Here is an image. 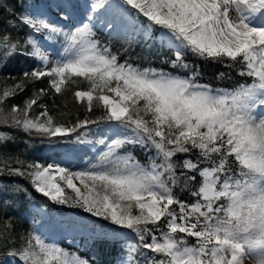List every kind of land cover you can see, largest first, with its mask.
I'll return each mask as SVG.
<instances>
[{
    "label": "snow or ice",
    "instance_id": "1",
    "mask_svg": "<svg viewBox=\"0 0 264 264\" xmlns=\"http://www.w3.org/2000/svg\"><path fill=\"white\" fill-rule=\"evenodd\" d=\"M87 7L86 20L68 32L43 14L17 17L12 11V19L3 22L6 29L18 20L31 32L15 42L0 34V68L20 54L43 67L0 88V124L62 137L89 123L115 121L117 129H130L131 135L106 143L98 162L83 170L17 157L19 167L5 165L7 174L28 179L35 192L57 204L71 203L131 230L136 242L126 245L120 264H264V0H93ZM97 23L116 32L139 23L146 40L158 26L161 44L174 49V68H189L184 53L190 51L214 62L230 61L225 66H239L238 74L251 82L231 90L213 88L198 83L196 70L182 77L121 63L97 38ZM42 32L48 33L45 39L62 35L65 40L61 59L51 67L34 35ZM25 45L31 50L22 51ZM43 78L55 94L75 86V101L86 102L89 112L98 105L104 114L71 128L58 124L46 105H38L49 88L35 90L23 106L5 111L6 100ZM34 105L43 109L37 116L30 115ZM12 139L0 132V148ZM127 144L154 150L155 156L143 165L131 153L120 154ZM178 154L186 158L178 161ZM177 188L188 190L193 201L182 200ZM14 191L29 194L18 184ZM7 231V224L0 228V240L7 242ZM5 256H19L25 264H92L31 233Z\"/></svg>",
    "mask_w": 264,
    "mask_h": 264
},
{
    "label": "trees",
    "instance_id": "2",
    "mask_svg": "<svg viewBox=\"0 0 264 264\" xmlns=\"http://www.w3.org/2000/svg\"><path fill=\"white\" fill-rule=\"evenodd\" d=\"M50 0H0V7L5 10L0 12V34H7L13 42L23 41L26 35L31 32L27 26L19 24L16 20V26H9L5 29L4 21L12 19V11L19 17L25 13L31 15H40L43 6ZM135 11V10H133ZM140 20L147 23L146 18L140 17ZM140 24L128 28L125 31L116 32L107 28H96L97 38L105 44L110 45L111 51L119 55V61L123 63L128 60L134 66L140 68H155L169 72L182 77L190 76L193 70L199 72L197 81L200 84H208L213 88L231 90L239 83L251 82L250 78L241 77L238 73L240 67H226L230 61L225 63L214 62L210 59H204L195 56L192 52L184 53V63L189 68H174L170 63L175 59L174 49L165 42L161 44V38L157 37L160 28L155 26L152 31V39H144ZM39 43L49 42L43 37L34 33ZM58 37H56L57 39ZM65 42L55 43L53 48L57 50ZM31 48L25 45L22 51H30ZM3 50L0 49V52ZM41 67L38 59L20 54L15 55L8 60L7 64L0 68V88L5 85L11 86L19 82L25 71ZM224 73L221 78L220 74ZM15 79H5L6 77ZM86 87V86H85ZM49 88L48 78H43L34 82H29L27 88L14 98L5 101V111L15 104L23 106L24 101L31 97L35 90ZM73 89L65 92L63 95L55 94L54 90L49 88V94L41 97L39 104L47 106L49 115H52L54 121L63 124L66 127H73L78 120L82 121L86 117L90 120H97L104 114V110L98 106H93L91 112L87 111L86 102L80 103L74 100ZM55 102V103H54ZM38 105L33 106L30 113L32 116L39 115L43 109ZM113 121H98L89 123L84 128H77L75 132L68 136L46 137L35 133L28 134L22 130L15 129L9 125L0 124V132L9 133L13 139L0 148V168L5 169L0 173V186L6 190L0 191V228L8 225L7 242L0 240V264H5V260H14V264H25L19 256L15 258L6 257L5 253L13 248H19L25 243L29 233L40 235L55 224L60 227L73 224V218H76L80 230L70 235H60L56 244L68 251L76 253L82 258L88 259L92 264H120L122 257L126 256V245L129 242H136L135 234L126 228L113 224L110 220L102 216H96L85 209L69 204H57L42 194L34 191L29 180L20 176H10L7 174V167H19L16 164V158L26 161V163H40L47 165L53 157L60 158L62 164L73 170H83L90 165L98 162L100 154L91 152L88 147L77 141L79 139H96L97 136H105L107 131L112 128ZM122 139V138H121ZM131 153L143 165L149 163V157L155 156L154 150H146L138 144H127L120 150V154ZM195 154H193L194 158ZM186 156L178 154L176 159L183 161ZM203 166V165H202ZM86 167V168H85ZM179 171V170H178ZM200 177L197 176V182L192 185L198 187ZM27 189L28 195L14 191L16 185ZM182 200L192 202L193 197L188 190L181 191L175 189ZM5 202H8L5 206ZM135 212V209L133 210ZM159 235V233H157ZM101 237H104L101 239ZM189 243H195L193 238H188Z\"/></svg>",
    "mask_w": 264,
    "mask_h": 264
},
{
    "label": "rangeland",
    "instance_id": "3",
    "mask_svg": "<svg viewBox=\"0 0 264 264\" xmlns=\"http://www.w3.org/2000/svg\"><path fill=\"white\" fill-rule=\"evenodd\" d=\"M93 2V0H50L47 5L43 6V10L40 13L41 18H46L50 23H56L58 26L62 27L65 32L72 31L76 26H79L82 20H86V17L89 12V8L87 7ZM113 4H118L119 0H111ZM70 5H75V9L70 7ZM233 15H235L233 13ZM67 16V19L64 17ZM96 28L105 29L103 24L97 23ZM141 29V27H139ZM161 29L158 32L157 37L161 38ZM46 32L37 33L40 37H43ZM152 35V33H151ZM56 37H58L56 39ZM44 38V37H43ZM64 37L62 35L53 36L52 39H49V42H44V44L39 43L41 50L48 55L49 58V67H51L55 61L61 59L63 48L65 46V42L62 46H60L57 50H54L53 46L57 42L63 41ZM65 41V40H64ZM41 67L43 65L41 64ZM259 108L257 112H259ZM111 129H109L105 136H97L96 139L84 138L77 139V141L81 144H84L88 147V149L93 153L101 154L106 151L105 144L110 143L111 140L117 138H123L126 135H131L130 129H117L115 121ZM102 141L104 143H102ZM49 164H62V160L57 157H53ZM86 168V167H85ZM73 224L66 225L60 227V224H55L53 227L49 228L40 236L45 240L46 243L56 245V241L58 240L60 235H70L72 233H76L80 230L78 225V221L76 218H73ZM249 264H253L252 261H246Z\"/></svg>",
    "mask_w": 264,
    "mask_h": 264
},
{
    "label": "bare ground",
    "instance_id": "4",
    "mask_svg": "<svg viewBox=\"0 0 264 264\" xmlns=\"http://www.w3.org/2000/svg\"><path fill=\"white\" fill-rule=\"evenodd\" d=\"M246 264H249V263L246 262Z\"/></svg>",
    "mask_w": 264,
    "mask_h": 264
}]
</instances>
